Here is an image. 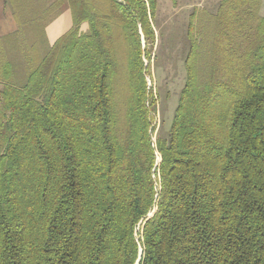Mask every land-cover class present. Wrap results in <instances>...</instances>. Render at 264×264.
<instances>
[{
  "label": "trees",
  "instance_id": "1",
  "mask_svg": "<svg viewBox=\"0 0 264 264\" xmlns=\"http://www.w3.org/2000/svg\"><path fill=\"white\" fill-rule=\"evenodd\" d=\"M5 6L0 264H264L261 0L190 15L185 83L154 142L156 0Z\"/></svg>",
  "mask_w": 264,
  "mask_h": 264
},
{
  "label": "rangeland",
  "instance_id": "2",
  "mask_svg": "<svg viewBox=\"0 0 264 264\" xmlns=\"http://www.w3.org/2000/svg\"><path fill=\"white\" fill-rule=\"evenodd\" d=\"M156 1L157 11L153 21L155 42L152 48L150 75H146L147 85L152 88L156 98L152 122L154 130L151 132L153 142L157 137L167 135L180 90L185 83L184 58L189 48V17L198 12L202 15L215 13L220 0ZM66 10L69 9L64 8L62 12ZM260 12L264 14V0L261 2ZM86 28V25L82 24L81 29ZM144 62L146 65V59ZM154 152L155 167L159 165L161 156L157 150Z\"/></svg>",
  "mask_w": 264,
  "mask_h": 264
},
{
  "label": "crops",
  "instance_id": "3",
  "mask_svg": "<svg viewBox=\"0 0 264 264\" xmlns=\"http://www.w3.org/2000/svg\"><path fill=\"white\" fill-rule=\"evenodd\" d=\"M70 26V11H63L46 26L45 32L48 41L53 43L62 33L68 30ZM15 28V22L10 14L9 9L5 6V0H0V36L13 32Z\"/></svg>",
  "mask_w": 264,
  "mask_h": 264
},
{
  "label": "built area",
  "instance_id": "4",
  "mask_svg": "<svg viewBox=\"0 0 264 264\" xmlns=\"http://www.w3.org/2000/svg\"><path fill=\"white\" fill-rule=\"evenodd\" d=\"M154 168H155V170H157L158 166L155 165ZM153 178H154V179H157V178H158V173H154V174H153ZM142 224H143V221L141 220V221L138 223V225H137L136 233H135V235H136L137 238L139 237L138 234H137V232L140 231V228H141Z\"/></svg>",
  "mask_w": 264,
  "mask_h": 264
}]
</instances>
